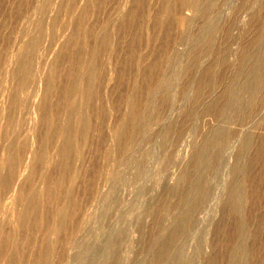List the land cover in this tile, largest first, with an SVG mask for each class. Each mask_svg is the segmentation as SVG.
Masks as SVG:
<instances>
[{"label":"bare ground","instance_id":"1","mask_svg":"<svg viewBox=\"0 0 264 264\" xmlns=\"http://www.w3.org/2000/svg\"><path fill=\"white\" fill-rule=\"evenodd\" d=\"M6 1L7 0H0V11L2 10V5H4ZM212 1L213 0L210 2ZM205 2L207 1L11 0L9 12L4 10L0 12V264H66L68 260L70 262V256L73 257L71 251L73 250L72 252H74L77 250L72 248L74 247V241L85 227L89 228L90 224L92 226V222L94 221L93 215H95L94 210H96L93 205L99 200L102 194L104 196L100 198V200H103L105 196L109 195V192L106 195L107 191L105 194L103 193V186H106L111 181L113 184L116 177L119 181L121 180L118 176L119 173L121 175L122 171H119L118 167H121L119 165L128 157L127 155L129 152L135 149L133 148L135 145L134 143L135 141L138 142L136 138L142 136L141 133L146 130V126L151 127L158 119H162L160 117L165 114L162 113L165 109L164 107L168 103H171L170 101L174 95L172 94L173 92L170 91V86L173 85L175 81L173 80L174 82L171 84L172 79L169 75V71H172L170 69L175 63H178L176 61L181 58V53L178 52V49H175V43L190 36V40L194 37L193 34L190 35L191 32L189 33L188 31V29L191 28L190 25L193 22V16H195L193 14L199 13L203 18L206 17L207 19L213 17L215 14H213V7L215 6L210 5V3L208 4V2L206 4ZM216 2L219 3V0L215 1V3ZM246 3L247 0H243V3L240 4L241 6L239 5L237 7H239V9L243 7L246 8ZM251 5L252 1H250V6ZM186 8L191 10L190 14L184 11ZM258 13H252L253 16L250 15L251 22L249 21L250 23H248L249 26L252 23L251 29L249 28L251 32L249 31L250 33L248 34V29L242 32L244 34L246 33L247 36L243 39L244 42L238 52L241 55L242 53L244 55H249L248 52L255 43L264 42V19H262L260 16L261 14ZM235 14L234 18L228 21L223 28L225 38L232 35L231 28L233 23L236 22ZM214 17L216 16L214 15ZM207 19L204 20L208 22ZM206 22L205 26H208ZM212 22L211 20V23ZM202 26L204 27L203 31L201 28H199L198 31L201 30L200 32L204 33L205 26L204 24ZM211 28L210 26L208 28L209 30L206 28V33L209 31L208 36L206 35L205 37L204 34L205 38H201L202 34H200V36L198 35L200 39L197 37L198 41L195 40L197 44L195 43L196 48L193 47L194 50H192V61L190 62L188 60L190 63L184 65L186 66V70H184L186 75H190L192 69L196 67L194 64L198 63L196 61L198 56H200V52L202 53L210 49L211 46L213 47L212 44L215 39V31L210 30ZM198 31L196 34H199ZM187 39L189 40V38ZM227 42L230 43L229 41ZM255 46L257 47V44H255ZM255 46L253 47L255 48ZM193 48L191 47V49ZM226 48L227 46L216 52L217 55L214 52L216 56L214 60L218 58L219 60L217 61L225 66L227 62L230 61L227 52H225L229 49L226 50ZM254 48L252 50H254ZM261 50L264 51V49ZM254 55H252L254 58L257 57ZM242 56L240 58H242ZM259 56L264 58V54H260ZM227 57L229 61H227ZM249 57L250 56H248V58ZM262 57L260 60H263ZM249 60H247V62ZM249 62H251L252 65L250 63L247 64L253 69L259 65L261 66V64L254 59ZM211 66L206 67V69L204 68L205 72L202 71V73H205H203L204 78L200 80L205 85H209L210 88L212 85H215V69H213L214 66ZM222 67L220 68L225 71L226 69ZM260 69L259 67V73L256 69V74L252 73L254 74V78L256 75V80H254V78L252 80L257 83L254 82L256 87L255 89L253 87L252 95L251 87H248V90H250L249 92H251V98L248 103L250 102L249 105L252 104L254 107H251L254 109L255 106L257 108L258 104H262L264 100V67ZM248 72L251 73L250 70H248ZM220 73L219 76L223 74V72L221 75ZM233 74L231 73V76ZM235 74L236 76L238 75L237 73ZM242 74L243 73H241V75ZM248 75L249 74H247V76ZM253 76H251V78ZM249 77L250 76L247 78ZM188 78H190V76L187 77V79ZM233 78L232 80L234 81L237 79V77L235 79ZM222 79L221 81H224ZM250 79L248 82H250ZM230 80L229 74L225 75V91L222 89L224 93L222 92L223 95L220 93L222 95H219L221 99L219 98L220 100L215 101L218 99L217 98L214 100L215 103L213 101V104H208L209 111H207L206 108V112L213 114L210 113V110H214L223 113L226 103L230 100V92L232 91L229 89ZM246 80L248 79L245 77V82ZM198 87L200 86L198 85ZM213 87L214 86H212V88ZM206 88L205 90H207ZM242 88L245 89L246 87L242 86ZM242 88V93L248 91L247 89L242 91ZM198 89L199 90L195 93L196 98L193 103L196 105L198 101L201 100L202 90H204ZM235 89L238 90V87ZM239 90L237 91L238 93ZM242 93L239 94L241 95ZM246 93L249 94L248 92ZM245 94L243 93V96H245ZM156 96L160 99L157 100ZM235 96L237 97V95ZM239 96L238 98L241 97ZM238 98L236 99L238 100ZM231 99L234 100L235 97H231ZM246 103L247 101H245V104ZM249 105L247 106L249 107ZM261 106H259V108ZM195 110L197 111V108H195ZM257 111L258 109L255 114H257ZM194 112L193 107V113ZM244 114L242 113L241 115L240 112V117ZM250 114L252 115V112ZM194 115L196 114L194 113ZM194 115L191 113L190 116L194 117ZM114 116H116V119L114 118L115 120L112 121L111 118ZM219 116H221V114L217 117ZM237 116L239 117V115L236 114V117ZM254 116L255 115L251 117ZM262 120L264 119L260 121ZM189 123L186 121V126L187 124L189 126ZM175 128H177V126ZM184 129L186 128L182 127V131H184ZM153 130L151 131L152 134L154 133ZM221 130H224V128H221ZM146 131L145 134H147ZM214 131L216 130L214 129ZM166 132L169 134L168 130ZM176 132L179 133L178 130ZM213 132L211 133L213 134ZM109 133H111V136H109ZM214 133L217 134L216 132ZM224 133L226 132L224 131ZM224 133L220 132L213 137L220 145L228 140L227 138L229 136L227 137V133ZM163 135L165 136L164 133ZM177 135L173 134V137L175 136V138H178L179 136ZM143 136L145 135L143 134ZM167 136L169 137V141L171 140V143H169L172 144L173 140L170 139V134L166 135L164 138L166 139ZM262 136L263 139L262 141H258L261 143L257 142V146L254 145V142L251 143L253 141L252 137H250L252 138V141L250 140L251 142L249 141V143L244 144V149H255V154H250L253 156L247 157V159L244 158V156L241 158L238 156L240 160L244 158L249 165L251 163H257L256 165L259 167L256 168L255 165H250L251 168L249 170L248 167V172L246 173H244L246 170L244 171L243 169L244 172L242 171V174H244L242 179H239L240 182H238L239 184L237 183L238 185L235 184L236 186H232L234 190L231 194L229 193L230 195L228 194L230 200H227L231 201L230 206L227 204L229 207V216H231L233 220H230L229 230L227 232L225 231V239L223 240V247H225L224 250L226 255L224 264H237L240 261V254L245 251L248 252L250 249L249 246L251 245L256 253L255 255L259 258L256 264H264V233L261 235V225L258 224L259 228H257L258 226L255 227L257 224L255 225L252 220H249V223L251 224L250 221H252L256 229H254L255 231L249 230V228H247L248 222L245 228V223L248 220H246L245 215L242 214L241 208L244 209L242 203L239 205L240 199H246V201L251 204V207L255 209L256 206L259 207L260 202L262 203V201H264V135ZM164 138L162 137L163 141ZM217 142H215V144H218ZM239 144L243 146V143L240 142ZM224 145L227 146V144ZM209 146L210 145H207L208 148ZM202 147L204 149V146ZM210 148L214 147L211 146ZM168 150L170 151L171 149ZM212 152L215 153L216 150ZM221 152L223 151L221 150ZM247 152H244V154H247ZM168 154L167 151L166 156L169 157L170 154ZM194 154H196V152ZM199 154L198 156H200ZM130 155L131 154H129V157ZM168 157H166V159ZM214 157L217 156L215 155ZM213 158L210 160L213 161ZM216 159L217 158H214V161H216ZM85 160H87V162L89 160V162L85 163ZM198 160L197 163L196 160L195 163L194 161L193 163L196 164V167L199 165L201 167L202 165ZM200 161H202V158ZM206 161L209 162L208 159H206ZM214 161L209 164L211 169V163L213 164L212 166L215 167ZM124 163L126 164L125 161L123 165ZM137 164H135V167H137ZM166 164L168 163H165V165ZM204 165L206 164L204 163ZM195 166L193 165L192 167L196 169ZM140 167L141 166H138L137 168ZM253 167L256 169H252ZM137 168L135 169L140 170ZM202 168L204 171L206 167ZM235 168L237 167L235 166ZM245 168L247 169V166ZM234 171L237 172V169ZM138 172L139 171H137V173ZM140 172L144 173L143 170ZM184 172L186 173V171ZM197 172H200V170H197ZM238 174L236 175L238 176ZM181 175L183 176V174ZM185 175L189 176L190 174H184V176ZM193 176L196 177V175ZM122 177L123 174L121 175V178ZM234 177L233 180H236V177L235 179ZM131 178L134 179V177ZM124 179H126V177L123 178V180ZM191 179L188 182L193 181V178ZM126 180H124V183H128V180L125 182ZM185 180L183 181L187 182ZM196 180L200 182L199 179ZM191 183L192 182H190V185ZM202 183L204 184V179ZM112 184L110 183V187H112ZM193 184L191 186H193ZM194 186L195 187H192L193 189L191 188V190L195 193L197 192V194L193 196V201H188L189 192H186L188 195L184 192L183 197L181 194V200L186 201L185 204H188L186 208L189 207V204H193L194 197L200 199L206 194L203 193V188L201 189L199 187L203 191L198 190L199 188L197 189L198 184H194ZM205 186H208L207 183ZM181 191H179V194ZM177 197L180 198V196ZM170 199L173 201L172 198ZM207 199L205 197L204 200L206 201ZM195 202L198 203L199 201L195 200ZM182 203L184 204V202ZM168 204L165 205L164 202L165 207H168ZM99 207L101 209V205H99ZM172 208L173 207L170 208L171 211ZM174 208H176V205ZM192 208L194 210V207ZM158 209L160 210L159 207ZM163 209L161 207L160 211ZM176 209L180 210L178 208ZM251 210L252 209H250V211ZM256 210H258V208ZM160 211L157 210L156 213ZM187 211H189V209ZM262 212L260 215L262 220L259 222L262 223L263 227L261 228L264 229V212ZM96 213L98 214L97 211ZM167 213L169 212H165L166 215H168ZM185 213L188 214L187 212ZM243 213L246 214L244 211ZM257 213L255 214L259 215ZM158 215L161 216V214H157V218ZM182 215L183 214L179 216L180 218H177L181 219V217H183ZM190 215L191 212H189V217L187 215V221L192 217ZM155 216L156 214L154 218ZM160 216L159 218H161ZM260 216H258V220H260ZM98 217L99 216H97V218ZM187 217L185 215L184 218ZM252 217L250 218L252 219ZM179 219L176 220L175 218L176 222ZM90 221L92 222L89 224ZM162 222L164 223V220H162ZM178 222L180 227H182L180 223L182 221ZM184 222L185 221L182 223ZM174 223L175 222L172 223L173 226H175ZM185 223L183 227L186 226ZM187 223L188 225L191 224L189 222ZM225 224L226 223H224V225ZM253 224H251L252 226L250 227H253ZM159 225H161V227L163 226V224ZM227 226L226 224V228ZM152 228L154 233L155 231L158 232L155 230L154 226ZM173 228L177 229V226ZM170 229V232H174V230L177 231L176 229ZM88 230L89 229H87V231ZM90 231L86 233L88 234ZM218 232L220 231L218 230ZM175 233H178V231ZM181 233L183 232L181 231ZM83 234L85 235L84 232ZM170 234H173V237L171 235L172 238H178L179 235V233L178 235H174V233ZM217 234H219L218 236L221 235V233ZM180 235L183 236V234ZM171 237L170 239H172ZM168 239H165V241ZM146 240L147 239H145L144 242ZM249 240L250 242L252 241L251 244L248 243ZM149 241L147 240L148 244ZM176 241L173 240L169 242H174V244L177 245ZM169 242L168 245L170 244ZM147 243L145 242L144 244ZM77 244L80 245L79 242H77L76 245ZM159 245L158 243L157 249L163 244ZM166 245L167 244L164 246ZM213 245H216V248L218 247V244ZM82 248L84 249V246ZM170 248L172 250L170 252L174 253L176 248L173 247L175 250L172 247ZM79 250L81 249L79 248ZM169 250L170 249H168V251ZM157 251L160 252V250ZM157 251L155 250V255ZM170 252L167 253L169 254ZM162 253H164V249L161 250L160 255ZM217 253H219V251ZM168 254L166 256H168ZM253 254L254 253L250 255ZM169 255L171 256L172 254ZM75 256L76 255H74V257ZM169 258L167 259L169 260ZM217 261L219 260H216V262ZM214 262L213 264H215ZM158 263L154 262V264ZM218 263L220 262H217V264Z\"/></svg>","mask_w":264,"mask_h":264},{"label":"rangeland","instance_id":"2","mask_svg":"<svg viewBox=\"0 0 264 264\" xmlns=\"http://www.w3.org/2000/svg\"><path fill=\"white\" fill-rule=\"evenodd\" d=\"M205 1H207L208 4L210 3V5L215 6V7H213V14L215 13L214 15L216 17H214V15H213V17L211 19H207L206 17L203 18V16L199 13L193 14V15H195V16H193V22H192L193 25L192 24L190 25L191 28L188 29V31H189V33L191 32L190 35L193 34L194 37H192V38H195V39L191 38V40H190V37H191L190 36V37H187V38H189V40L186 38V39H183L184 41L181 40L182 42L179 41V42L175 43V46H176L175 49L179 50V51L178 50L177 51L181 53V55L179 53L181 58L178 59L176 61L178 63H175L173 65V67L170 69L172 71H169V75L172 79L171 84H173V82L175 81L174 84L170 86V91L173 92V93L172 92L171 93L174 95V97L170 101L171 103H168L164 107L166 110L164 109L162 111V113H165L164 115H162L163 117L162 116L160 117L162 119H158L159 122L158 121L155 122L153 125H151V127L146 126V127H148V128L145 127V129L147 130V131L145 130L147 134H145V131H144L141 133L142 136H139L140 138L139 137L136 138V140H138V142L135 141V143H134L136 146L134 145L133 148H135V149L134 150L132 149L131 150L132 152L131 151L129 152V154H131L130 157H129V154L127 155L129 157V159H128V157L124 159L126 164L124 163V165H123V162H124L123 161L121 163L122 165L121 164L119 165L121 167H118V168H119V171H122L121 175L123 174V177L121 178L120 173H119L118 177L121 180H123V178L126 177V179L128 180V183H124V180H126V179H124L123 181H121V180L119 181V179L116 177L115 180L113 179L114 180L113 184H112V181L110 182L112 184L111 185L112 187H110V183L107 184L106 186H103V191H104L103 193L105 194V192L107 191L106 195L108 192H109L108 193L109 195L105 196L103 200H100V198H103V196H104L102 194V196L99 198L100 202L98 200L97 201L98 203L96 202L93 205V207H95L96 210H94L95 215H93L94 219L93 218L92 219L95 222L93 221L94 222L93 223L92 221H90L89 224L92 222V226L90 224L91 227L90 226H89V228L85 227V228L89 229L88 231L91 230L88 234L86 233V232H88L87 229L84 228L85 231L83 230L82 233L79 235L80 237L78 236V238L76 239L77 241L75 240L76 243L79 242V244L81 246L78 244L76 245V243L74 241V243H73L74 247H72V248H74V250H76V249L77 250L74 252H72L73 250L71 251V254L73 253L72 254L73 257L70 256L71 257V258H69L70 262H69V260L67 261L69 264H154V262L155 263L159 262L158 264H213L214 261H215L214 262L215 264H217V262H220L221 264L223 262V264H224V260H225L226 255H225V250H224L225 247H223L224 246L223 240L225 239L226 232L229 230L230 220H233V218L231 216H229L230 213L228 210L229 209L228 205L230 206L231 201H228L227 199H229V197H230L229 195L234 190L232 186H236L239 184L238 182H240V180L242 179L243 174L248 172V167H249V170H250L251 166H254V165L256 168L259 167L258 165H256L257 163L256 164L251 163L250 164L251 166H250L249 163H247V161L244 159V158L247 159V157L253 156L250 154H255L254 153L255 149H253V148H252V150L249 148L244 149L245 148L244 144L249 143V141L253 138V141L251 140L252 142L251 141L250 142L251 143L254 142V145L257 146L258 143H261L258 141H262V139H263L262 135H264V124H263L264 120H262L263 122L260 121L261 119H264V100L262 101V104L260 103L257 105V108L255 106V109L253 108L254 106L252 104L249 105L250 102L248 103V101H250L251 95L253 94V87L255 89L256 84H257L254 81V80H256V75L254 78V76H253L254 74H252V73L256 74V71L258 72L259 67L261 69H263V67H264L263 66L264 65V58L262 56H259L260 54L261 55L264 54L263 53L264 51L261 50V49H264V42L255 43V44H257V47L254 44L253 46H255V48L252 46L254 48V50H252L253 49L252 47L250 48L251 50L249 49L250 50L248 52L249 55H247V54L244 55L241 52L242 55L244 56L243 57L240 53H238L240 51L241 45L244 42L243 39H245V37L247 36L246 33L244 34L242 32L244 30L247 31V29H248V31H247L248 34L251 32L250 29H251L252 23L249 26V23L251 22V16H253V14H255L256 12L257 13L259 12L261 14L260 15L261 18L264 19V0H247V3H246L247 6L245 5L246 8L243 7L240 9L237 6L242 4L243 0H219V3L218 2L215 3V1H217V0H213L212 2H210L211 0H205ZM244 1H246V0H244ZM250 1H252L251 6H250ZM207 2H205V3L207 4ZM10 4H11V0H7L6 3L4 5H2V10L0 12H2L3 10L9 12ZM236 8H238V9H236ZM189 10L190 9H187V8L184 9L185 12L190 14L191 10L190 11ZM234 14L236 15V18H235L236 22H234L235 24L233 23V26L231 28V34L232 35L230 37L228 36V38H225L224 33H223V28L228 21H230L231 19L234 18ZM204 19H207L208 22H206ZM211 20L213 21L212 23H211ZM205 22L208 26H205ZM203 24L205 26L204 33L200 32L201 30L198 31L199 28H201L203 31V28H204L202 26ZM209 26H210V28L213 26L210 30L215 31L214 32L215 33L214 34L215 39H214L213 44H212L213 47L211 46L210 49H207V51L205 50L202 53L200 52V54H199L200 56H198L197 61H196L198 63L194 64L196 67L195 66H194L195 68L193 67L194 69H192L190 75H186L184 72V70H186V66H184V65H187L188 63H190L192 61V58H191L192 57L191 54L193 52L192 50H194V48H196V44H197L196 42L198 41L200 34L203 35V36L201 35V38H205L206 35L208 36L209 31H207V33H206V28L208 29ZM197 31L199 32V34H196ZM204 34H205V37H204ZM195 40H197V41H195ZM227 41H229L230 43H228ZM226 43H227V45H226ZM225 46H227L226 50L229 49L225 52H227V55L230 58V61H229V58L227 57L228 58L227 61H229V62H227V65H226L227 67L225 65H223L222 63L220 64L219 61H217V60H219L218 58H216V60H214L216 57L214 54L216 52H218L220 49L224 48ZM228 46H229V48H228ZM191 47L192 48L194 47V48L191 49ZM259 50L261 51V53ZM252 51L253 52L256 51V52H254L255 55L258 52L256 55L257 57L254 58L252 56V55H254V53ZM216 55H217V53H216ZM241 56H242V58H240ZM245 56L247 57V59ZM248 56H250L252 60L253 59L256 60V62L261 64V66L259 65L258 67L254 68V69L251 68V66L249 64H247V63H250L252 65V63L249 62L252 60L250 59V57L248 58ZM261 57L263 58V60H260ZM242 60H244V61H242ZM245 60H246V62H247V60H249V61L246 63ZM211 65L214 67L216 66L215 68L213 67V69H215L214 70V74H215L214 84L215 85H212V86H214L213 88H212V86L210 88L209 85H205L204 83H202L200 81L204 78V75H203V73L205 72L204 68L206 69V67L211 66ZM220 67H222L223 69H226V70L224 71ZM255 69H256V71H255ZM248 70H250L251 73H249ZM202 71H204V72L202 73ZM226 71H227V73H226ZM222 72H223V74H222ZM233 72H234V74H233ZM219 73H220V75L222 74L221 75L222 77L219 76ZM224 73H225V75L229 74L230 79H231L229 89L232 90L234 93L232 91L230 92L231 93L230 100H229L230 103L229 102L226 103L223 113H219L217 111L210 110L211 111L210 113H213V114H209L208 112L205 111L206 108H207V111H209V109H208L209 105L208 104H210V105L213 104V101L217 98L218 99L215 101L220 100L221 99L220 96H222L224 91H225V75H224ZM231 73L234 76L233 75L231 76ZM235 73H237L238 75L236 76ZM241 73H243V74L241 75ZM247 74H249L248 75V76H250L249 78H247L248 77ZM189 76L191 79L188 78L189 79L188 80L187 77H189ZM235 76L237 77V79L234 81V80H232V78L234 77L233 79H235L236 78ZM251 76H253V77L251 78ZM197 77H199V78H197ZM245 77H246V79H248V80H246V82H245ZM253 78H254V80H252ZM221 79L224 81H221ZM249 79H250V82H248ZM175 83H177V84H175ZM198 85L200 87H198ZM249 85H251V86H249ZM242 86L246 87V88L244 89V88H242ZM237 87H238V90L240 89L239 93H242L241 88L243 91L246 89L248 90L251 87L250 89L252 90L251 91L252 93L249 92L250 90H248L246 92H248L249 94H247L246 92H243L244 94L246 93L245 96H243V93L240 95L237 92L238 90L235 89ZM198 88H200L201 90L202 89H204V90H202V96L200 98L201 100L198 101V104L196 105L193 103H194L195 98H196L195 93L199 90ZM205 88L207 90H205ZM222 89H224V91ZM233 89H235V90H233ZM207 91H209V92H207ZM203 93H204V95H203ZM220 93H222V95ZM250 93H251V95H250ZM235 95H237V97ZM157 96H159V95H157ZM157 96H156V99L159 100L160 98H158ZM238 96L240 98H238ZM247 96H248V98H247ZM231 97L232 98L235 97V99L232 100ZM236 98H238V100ZM239 99L241 100V102ZM192 100H193V102H192ZM215 101H214V103H215ZM245 101H247L246 104H245ZM247 105H249V107ZM204 106H206V107H204ZM226 106H227V108H226ZM251 106H253V107H251ZM259 106H261V107L259 108ZM190 107L192 108V110ZM193 107H194V111H195L194 113L196 115H194V113H193ZM247 107H248V109L253 108L254 110L252 109L253 111L252 110L249 111L250 109L248 110ZM195 108H197V111L195 110ZM257 109H258L257 114H255ZM187 111L189 112V114ZM243 111H247V112H243ZM240 112H241V115H242V113L243 114L245 113L244 114L245 116L243 115L242 117H240L241 116ZM251 112H252V115L250 114ZM191 113H192V115H194V117L190 116ZM234 113L239 115V117L238 116L236 117V114H234ZM220 114H221V116L217 117ZM249 114H250V116H249ZM233 115H235V116H233ZM253 115H255L256 117L255 116L251 117ZM114 118L116 119V116L111 118V120L112 121L115 120ZM185 120L187 121V123L190 122L189 126L187 124L188 127L186 126ZM191 120H192V122H191ZM176 126H177V128H175ZM152 127L153 128L155 127L154 130ZM182 127L186 128V129H184V131H182ZM219 127H220V129H219ZM221 128L222 129L224 128V130H221ZM148 129H152L154 133L152 134L151 133L152 130H148ZM176 129L178 130L179 133L176 132L177 131ZM214 129L216 131H214ZM167 130L169 131V134L172 137V138L170 137V139L173 140L172 144H170L171 140L169 141L168 136H167L168 138L167 137H166V139L164 138L166 135H169V134H167L168 132H166ZM160 131H161V133H160ZM213 131L216 132L217 134H215ZM224 131L227 134L224 133ZM173 132H176V133H173ZM211 132H213V134ZM220 132H223L224 134H226L227 137L229 136L227 138L228 140L224 142V144H227V146L224 144L220 145L216 141V139L213 138L216 135H218ZM159 133L164 138V141H163V139ZM163 133L165 134V136L163 135ZM143 134L145 136H143ZM173 134L174 135L178 134L177 136H179V137L175 138V136L173 137ZM180 135H181V137H180ZM109 136H111V133H109ZM208 137H209V139H208ZM250 137H252V138H250ZM205 138H207V139H205ZM174 140H175V142H174ZM230 140H232V141H230ZM166 141H167V143H166ZM215 142H217L218 144H215ZM240 142L243 143V146L241 144H239ZM213 144L216 146H214ZM207 145H210L209 148L207 147ZM202 146H204V149ZM205 146H206V148H205ZM211 146L214 148H210ZM220 147H222V148H220ZM168 149H171L172 151L171 150L169 151ZM196 149H197V151H196ZM199 149H202V150H199ZM239 149H240V151H239ZM241 149L243 152L241 151ZM166 150L168 151V153L171 156L169 154H168L169 157L166 156V154H167ZM215 150H216L215 153L212 152ZM221 150L223 152H221ZM195 152H196V154H194ZM244 152L245 153L247 152V154H244ZM238 153H239V155H238ZM198 154L200 156H198ZM212 154H213V156H212ZM208 155H209V157L210 156H212V157L209 158ZM215 155L217 157H214ZM165 156L168 157L169 160H168V158L166 159ZM238 156H240V158L244 156V158H242L240 160V158ZM213 157L217 158L218 160L216 159V161H214ZM170 158H171V161H170ZM195 158H197V159H195ZM201 158H202V161L204 160L203 162L206 165H204V163L202 161H200ZM211 158H213L215 167L212 166L213 161L210 160ZM206 159H208L209 162H207ZM195 160H196V163L198 160V162H200L202 166L200 167V165H199L198 167H196L195 166L196 164H194ZM136 161H137V163L139 162L140 164L139 163L137 164ZM167 161H170V162H167ZM193 161H194V163H193ZM88 162H89V160H88ZM88 162H87V160H85V163H88ZM210 162H212L211 163L212 169L210 168V165H209ZM165 163H168V164H166L167 166L165 165ZM191 163H192V165H191ZM200 163H198V164H200ZM207 163H208V166H207ZM135 164H137V167L138 166H141V167L137 168V167H135ZM193 165L196 167V169H194V167H192ZM234 165L237 168H235ZM246 166H247V169L245 168ZM202 167H206V168L209 167V168L208 169L204 168L205 170L203 171ZM255 167H253L252 169H256ZM135 168L140 169V170H136ZM141 168H143V169H141ZM236 169H237V172L234 171ZM243 169H244V171L245 170L246 171L244 172ZM141 170H143L144 173L140 172ZM188 170L190 173L188 172ZM197 170L198 171L200 170V172H197ZM135 171H136V173H135ZM137 171H139V172L137 173ZM184 171H186V173ZM242 171L244 172L243 174H242ZM191 173L193 175H196V177L193 176ZM195 173H197V174H195ZM181 174H183V176H184V174H187V175L190 174V175L189 176L185 175L183 178V176ZM236 174H238V176ZM124 175H126V176H124ZM234 176L235 177L237 176L238 178L236 177V180H233ZM131 177H134V179ZM188 177H189V179H188ZM190 177L193 178V181H194V182L190 181V182H192L191 185L194 183V184H198L197 189L199 187L201 189L203 188V190H204L203 193H206L204 196L206 197V199L207 198L208 199L205 201L204 196H203L204 198L202 197L200 199L197 197H194V202H193L194 205L189 204V207L186 208L188 204H185L186 201L181 200L182 199L181 194L183 197L184 192L185 193L189 192L188 193L189 195L186 193L188 195V201H193V196H195V194H197V192L195 193L194 191L191 190V188L192 187L194 188L195 186H194V184H193V186H191L190 182H188L191 179ZM235 177H234V179H235ZM181 178H183V179H181ZM194 178L199 179L200 182H198V180H196ZM203 179H204V184L206 185V183H207L208 186H205L202 183ZM127 180L125 182H127ZM129 180L131 181V183ZM180 180L181 181L185 180L187 182H184V181L181 182ZM233 182H234V184H233ZM230 183L233 185H231ZM105 187L107 189L108 188L109 189L107 190ZM187 188H188V190H187ZM200 188L198 190H201ZM203 190H201V191H203ZM179 191H181L182 193L180 192V194H179ZM190 191H192V192H190ZM168 195H169V197H168ZM177 196H180V198ZM191 197H192V199H191ZM170 198H172L173 201ZM176 199H177L179 204L177 203ZM169 200H171V201H169ZM195 200L199 201V202L197 203V202H195ZM201 200H202V203H201ZM160 201L162 204L160 203ZM239 201H240L239 205H241V203H242V207L244 208V209H242L240 207L242 214L245 215V217H246L245 219L248 220L245 223V228H246L247 222H248L247 228H249V230H252V231L254 229H256L255 227H257L258 224H260L261 225L260 226V232L262 235V233H264V229L261 228V227H263V225H262V223H260L262 220L260 215H261V212L264 210V204H263L264 201H262V203L260 202V204H259L260 208L256 206L255 209H253L251 207V204L248 201H246V199H244V200L240 199ZM243 201H244V205H243ZM164 202H165V205L169 203L168 204L169 208L165 207ZM182 202H184V204ZM180 203H182V204H180ZM199 203H201V204H199ZM197 204H198V207H197ZM261 204H263V205H261ZM96 205H97V207H96ZM99 205H101V209H100ZM170 205H171V207H173L172 211L170 209L171 208ZM175 205H176V208H178L180 210H177L176 208H174ZM183 205H184V208H183ZM249 205H250V207H249ZM158 207L160 208V210H161V207H162V209L164 207V209L162 210L163 212L160 211L158 209ZM192 207H194V210ZM195 208H197V209H195ZM257 208H258V210H256ZM173 209H176V210H173ZM188 209H189V211H187ZM250 209H252L254 211H252V210L250 211ZM157 210L160 212L156 213ZM96 211L98 212L99 215L96 213ZM243 211L246 214L247 213L248 214L247 215L244 214ZM165 212H169L170 214L167 213L168 215H166ZM185 212H187L188 214H186ZM189 212H191L190 216H192V217L189 219V221H187V219L189 217ZM252 212H254V213H252ZM255 213H257L259 215H256ZM155 214H156V216L154 218ZM157 214H161V216L158 215V218H157ZM178 214H180V215H178ZM181 214H183L182 215L183 217H181V219H185V220L179 219L180 218L179 216H181ZM184 214L186 215V217L188 215V217L184 218L185 217ZM252 215H253V217H252ZM255 215L257 217V220H256ZM97 216H99L98 217L99 219L97 218ZM159 216L162 219L159 218ZM258 216H260V220H258V218H259ZM177 217H179V218H177ZM250 217H252V219ZM96 218H97V220H96ZM175 218H176V220L179 219L178 221H182V222L187 221L191 224L188 225L187 222L186 223L184 222L186 224V226L183 227L184 223L180 222L182 225V227H180L179 222L178 221L176 222ZM227 218H230V219H227ZM157 219L158 220L160 219L159 220L160 222ZM254 219L256 220V222ZM162 220H164V223L162 222ZM249 220H252L253 223L255 225L256 224L257 225L255 226L252 223V221H250L251 224H253V227H250L252 225L249 223ZM157 221H158V223H157ZM173 222H175L174 224H175V226H177V229L173 228V227H175L172 225ZM224 223H226L228 225L227 228H226V224L224 225ZM159 224H163V226L161 227V225H159ZM153 226H154L155 230L158 231V232L155 231V233L157 235L153 232V228H152ZM189 226H191V227H189ZM186 227H187V229H186ZM170 228L176 229L178 231L179 235H178V233H175V232H177L175 230H174V232L173 231L170 232L171 231ZM184 228H185V230H184ZM257 228H259V226ZM178 229L181 230L183 233H181V231H179ZM225 229H227V230H225ZM218 230L220 232H218ZM247 231H248V229H247ZM83 232L85 233V235L83 234ZM169 232L174 233V235L177 234L178 238L177 237L176 238L178 240L176 238H172L173 234H170ZM217 233H221V235L218 236L219 234H217ZM167 234H168V236H167ZM180 234H183V236H181ZM171 235H172V237H171ZM168 237H169V239H168ZM170 237L172 239H170ZM179 238H180V241H179ZM145 239H147L148 241L150 240L152 245H151L150 241L148 244L147 240L145 241L147 244H144ZM165 239H168V240L165 241ZM173 240L178 241V242L176 241L178 246L176 244H174V242L170 243ZM217 241H218V243H217ZM168 242L171 245L170 244L168 245ZM251 242L249 240L248 243L251 244ZM158 243L160 245L161 244H163V245L157 249L156 247H158L157 246ZM165 244H167L166 245L167 247L164 246ZM213 244H218L217 248L221 250V253H220V250H218L216 248V245H213ZM83 246H84L85 250L82 248ZM219 246H220V248H219ZM251 246H249L250 249L248 250V252L245 251L242 254H240V257H239L240 261L238 260L240 262V264L241 263L242 264H256V261L257 262L259 261L258 256L255 255L256 253L254 252V250ZM170 247L176 248V250H175V248H173L175 250L174 253L170 252V251H172ZM79 248L81 250H79ZM162 249H164V253H165V251H166V253L165 254L162 253L160 255ZM168 249H170V250L168 251ZM82 250H83V252H82ZM155 250L156 251L160 250V252L157 251V253L155 255ZM218 251H219V253H217ZM167 252H170L169 254H172V255L170 256ZM210 253H212V254H210ZM252 253H254V254L250 255ZM167 254L170 258L168 256H166ZM74 255H76V256L74 257ZM155 256L158 258H156ZM164 256H166V257H164ZM173 256H174V259H173ZM167 258H169V260ZM212 259H213V262H212ZM215 259L219 260V261L216 262ZM161 260H163L165 262H163ZM241 260L242 261L244 260V261L242 262ZM67 262H66V264H68ZM239 262L237 264H239ZM220 263H218V264H220Z\"/></svg>","mask_w":264,"mask_h":264}]
</instances>
